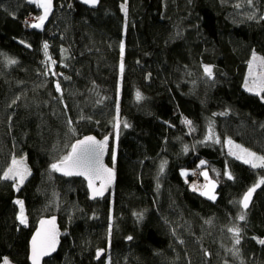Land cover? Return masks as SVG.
Here are the masks:
<instances>
[{"label": "trees", "instance_id": "obj_1", "mask_svg": "<svg viewBox=\"0 0 264 264\" xmlns=\"http://www.w3.org/2000/svg\"><path fill=\"white\" fill-rule=\"evenodd\" d=\"M40 13L0 0V176L16 157L30 170L19 190L0 179V264H29L45 216L63 234L44 264H264V184L239 203L264 168L227 148L264 154V92L243 87L253 53L264 58V0H53L31 27ZM91 134L110 136L116 174L95 200L50 167ZM195 170L217 183L214 200L193 190Z\"/></svg>", "mask_w": 264, "mask_h": 264}, {"label": "snow or ice", "instance_id": "obj_2", "mask_svg": "<svg viewBox=\"0 0 264 264\" xmlns=\"http://www.w3.org/2000/svg\"><path fill=\"white\" fill-rule=\"evenodd\" d=\"M30 2L36 3L37 7L43 10V14L36 18V23L31 24V27L41 28L44 21L47 19L49 13L52 10V0H30ZM82 3L95 6L98 3V0H82ZM121 10L126 13V5L121 6ZM47 43L44 44L45 55L47 56ZM121 57H123L124 45L121 42ZM10 63H15V61H9ZM54 63V61H53ZM258 64L261 68H264V58L256 56L253 53L252 61L249 63L250 75H252L251 70L253 67ZM123 62H121L120 70L123 72ZM204 73L207 77L211 78L213 75L212 68L210 66H204ZM67 79V77H66ZM245 88L249 92H253L256 95H260L264 92V73L260 76L255 77L252 80L251 86H249L248 81L245 82ZM56 90L59 92L61 90L60 84H56ZM137 99H140V94L137 93ZM187 124H191V121H185ZM71 124V121H69ZM117 129L119 128V122L116 124ZM124 127H128L127 123L124 124ZM209 139L211 136L208 137ZM107 137L105 141L97 142L96 139L92 136L85 137L81 140L76 141L71 145V150L58 162L51 164L52 171L61 172L65 176H83L88 181V187L91 190L92 198L96 196H103L104 190L111 183L114 173L112 169L105 168L100 163V157L103 154V150L106 146ZM227 143L232 147L238 149V151L229 152L230 155H233L238 160H242L243 163L250 165L252 168H264V156H257L254 152L248 151L247 149L241 148L238 145H232V141L228 140ZM113 160H115V155L113 154ZM204 161H201V164H204ZM161 171H163V165L161 166ZM28 169L23 165L22 160H16L13 158L11 166L3 173V176H0V179L3 180H12L14 181V187L19 190L20 185H22L29 175ZM181 175H186V173H181ZM205 179H207V173H203ZM225 175L228 179L233 177L227 171ZM100 179L102 182L100 187L95 186V180ZM261 184H264V179L259 180L253 187L249 188L248 191L244 194L242 200L239 202L243 208H247L249 201L252 197V193L256 188L260 187ZM205 191L201 192V195L208 196L209 199H215L213 190L215 189V184L212 181H208V184L205 185ZM195 191L196 189L193 188ZM15 203L19 205V214L17 220L21 225H27V218L24 214V202L22 200H16ZM245 216L241 214L239 220L243 221ZM41 227L36 231L32 237L31 241V255L30 260L31 264H40V258L44 255L49 254L50 251L55 250V244L57 242L56 237L58 233L55 229V220H42L40 222ZM48 226V227H46ZM236 238V244L240 243L239 239V228L229 229ZM128 239H132L129 237ZM261 244H264V240L258 241ZM100 251L98 250L97 256L99 257ZM3 264H10L7 258L3 259Z\"/></svg>", "mask_w": 264, "mask_h": 264}, {"label": "water", "instance_id": "obj_3", "mask_svg": "<svg viewBox=\"0 0 264 264\" xmlns=\"http://www.w3.org/2000/svg\"><path fill=\"white\" fill-rule=\"evenodd\" d=\"M88 136H92V137H94V138L96 139L97 142L105 141V138L107 137L106 146H105V148H104V150H103V154H102V156L100 157V163H101L105 168H109V169H112V170H113L114 177H113L111 183L108 184V186H107L106 189L104 190V194H103V196H96L95 198H92L91 190H90L89 187H88V181H87L83 176H66V177H75V178H81V179H83L84 182L86 183V187H87V191H88V195H89L90 200H95V199H100V198L105 197V196L111 191V189H112V187H113V185H114V183H115L116 174H115V170H114L112 167H110V166L108 165V163H107V158H108V154H109L110 146H111V144H112V143H111V138H110V136H106V137H97L96 135H92V134H91V135L83 136V137H81V138L78 139V140H81V139H83V138H85V137H88ZM78 140H77V141H78ZM57 173H58L59 175H61V176H65V175H63L61 172H57ZM101 182H102V181H101L100 179H96V180H95V186H96L97 188H99ZM253 198H254V192L252 193V197H251V199H250V201H249L248 207L251 205V203H252V201H253ZM248 207H247V208H248ZM53 218H54V220H55V229H56V232L58 233V235H57V237H56L57 242H56V244H55V250H54V251H50L49 254L42 256V257L40 258V264H44V261H45V260L51 258V257H52L54 254H56V252L58 251L59 246H60V242H61V236H62V234H63V233H62V230H61V228H60L59 222H58V218H57L56 216H45V217H42V218L38 221V223H37V227H36V229L34 230L32 236H31V238H30V241H29V253H28V262H29V264H31V260H30L29 257H30V255H31V241H32V237H33V235H34V234L36 233V231L41 227L40 222H41L42 220H52ZM46 227H48V226H46ZM100 256H101V253H100L99 257H100Z\"/></svg>", "mask_w": 264, "mask_h": 264}, {"label": "rangeland", "instance_id": "obj_4", "mask_svg": "<svg viewBox=\"0 0 264 264\" xmlns=\"http://www.w3.org/2000/svg\"><path fill=\"white\" fill-rule=\"evenodd\" d=\"M36 4V3H35ZM52 8H53V0H52ZM41 10V13H40V15H42L43 14V10L42 9H40ZM52 11V10H51ZM50 14H51V12L49 13V15H48V17H47V19L44 21V23H43V26L41 27V28H38V29H42V28H44V26H45V24H46V22H47V20H48V18H49V16H50ZM39 15V16H40ZM38 16V17H39ZM31 20V19H30ZM36 23V22H35ZM256 54V56H258V57H261L260 55H258L257 53H255ZM252 57H253V55H252ZM252 57H251V59H250V61H252ZM262 58V57H261ZM250 61H249V63H250ZM249 63H248V69H247V73H246V77H245V80H244V85H243V87H244V89L246 90V88H245V82H246V80L248 81V84H249V86H251V83H252V80L255 78V77H258V76H260L262 73H264V68H261L258 64H256L254 67H253V69L251 70V72H252V75H250V69H249ZM249 92V91H248ZM250 93H253V92H250ZM228 140H231L232 141V145H238L237 143H235L232 139H227V141ZM239 146V145H238ZM241 148H244V149H247L248 151H251V152H254L257 156H264V154H262L261 152H259V150L257 151V150H255V149H252V148H248V147H242V146H240ZM227 148H228V150L230 151H238V149H236V148H234V147H232L231 145H229L228 143H227ZM255 150V151H254ZM16 160H22L23 161V165L28 169V171H29V173H30V170H29V168H28V166H27V164H26V158L25 157H16L15 158ZM30 175V174H29ZM29 175L27 176V178L29 177ZM26 178V179H27ZM25 179V180H26ZM208 181H212L214 184H215V189L213 190V194L215 195V198H216V188H217V183L214 181V180H211L209 177H207V179L205 180V185H207L208 184ZM25 182V181H24ZM205 185H204V190L203 191H205L206 189H205ZM22 185H20V187H21ZM19 187V188H20ZM197 191V190H196ZM202 192V191H201ZM200 192V193H201ZM203 196H205L206 198H208V196H206V195H203ZM210 200H213V199H210Z\"/></svg>", "mask_w": 264, "mask_h": 264}, {"label": "built area", "instance_id": "obj_5", "mask_svg": "<svg viewBox=\"0 0 264 264\" xmlns=\"http://www.w3.org/2000/svg\"><path fill=\"white\" fill-rule=\"evenodd\" d=\"M49 59L51 60V65L54 64L53 60L51 58H49ZM51 67L53 69V65ZM191 179H192L191 186L193 188H195L197 191H200L203 189L204 184L202 181V172L200 170L193 171L191 174Z\"/></svg>", "mask_w": 264, "mask_h": 264}, {"label": "bare ground", "instance_id": "obj_6", "mask_svg": "<svg viewBox=\"0 0 264 264\" xmlns=\"http://www.w3.org/2000/svg\"><path fill=\"white\" fill-rule=\"evenodd\" d=\"M57 84V83H56ZM61 91V90H60Z\"/></svg>", "mask_w": 264, "mask_h": 264}]
</instances>
